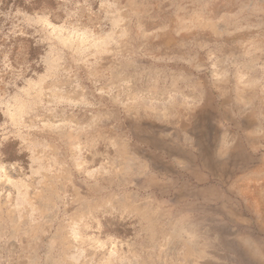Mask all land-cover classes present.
Listing matches in <instances>:
<instances>
[{"label": "rangeland", "instance_id": "rangeland-1", "mask_svg": "<svg viewBox=\"0 0 264 264\" xmlns=\"http://www.w3.org/2000/svg\"><path fill=\"white\" fill-rule=\"evenodd\" d=\"M0 264H264V0H0Z\"/></svg>", "mask_w": 264, "mask_h": 264}, {"label": "bare ground", "instance_id": "bare-ground-1", "mask_svg": "<svg viewBox=\"0 0 264 264\" xmlns=\"http://www.w3.org/2000/svg\"><path fill=\"white\" fill-rule=\"evenodd\" d=\"M86 39V38H85ZM16 109V108H15ZM254 242V241H253ZM257 244V243H256Z\"/></svg>", "mask_w": 264, "mask_h": 264}]
</instances>
